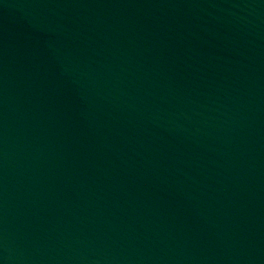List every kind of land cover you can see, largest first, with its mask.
<instances>
[{
	"label": "water",
	"instance_id": "obj_1",
	"mask_svg": "<svg viewBox=\"0 0 264 264\" xmlns=\"http://www.w3.org/2000/svg\"><path fill=\"white\" fill-rule=\"evenodd\" d=\"M0 264H264V0H0Z\"/></svg>",
	"mask_w": 264,
	"mask_h": 264
}]
</instances>
